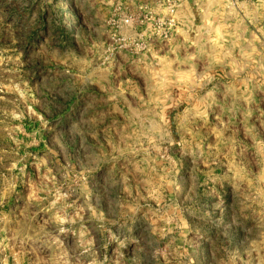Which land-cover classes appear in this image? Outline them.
Listing matches in <instances>:
<instances>
[{"label":"clouds","instance_id":"9594fccd","mask_svg":"<svg viewBox=\"0 0 264 264\" xmlns=\"http://www.w3.org/2000/svg\"><path fill=\"white\" fill-rule=\"evenodd\" d=\"M205 2L215 11L197 36L213 45V21L226 34L248 24L264 32V0H196L202 12ZM166 18L169 30H193L189 0H0V72L13 74L0 92L20 93L5 115L14 120L31 97L43 117L17 150L0 149V264H99L85 213L96 218L97 200L107 208L125 197L139 217L111 239L143 264H264V120L253 130L250 108L239 109L249 144L224 142L223 172L210 150L191 160L199 145L189 124H178L177 141L167 115L175 73L149 58ZM236 99L254 102L248 88ZM40 142L42 155L20 154Z\"/></svg>","mask_w":264,"mask_h":264},{"label":"rangeland","instance_id":"374dc122","mask_svg":"<svg viewBox=\"0 0 264 264\" xmlns=\"http://www.w3.org/2000/svg\"><path fill=\"white\" fill-rule=\"evenodd\" d=\"M189 7L194 17L191 25L193 30H186L179 23L169 30L168 18H166V23L162 26L165 32L149 40L155 53V55L149 53V58L155 59L158 56L168 61L171 71L175 73V83L170 87L178 103L167 112L174 138L177 141L185 138L184 134L176 131V128L180 122H187L199 145L196 148L190 147L191 160L198 162V158L203 155L200 148L210 150L211 167L217 173H221L225 170L224 165L228 163L225 158L227 149L224 142L236 139L244 145L249 144L239 109L250 108L251 117L248 125L253 130L258 129L261 121L264 120L262 115L264 114V77L260 75L264 70L262 67L264 66V32L258 30L259 26L248 24L247 30L239 31L238 35H233L237 31L235 28L228 29L226 34L219 24L213 21L217 29L212 38L216 41L213 45L206 32L197 36V30L200 29L205 16L215 11L213 4L205 2L202 5L204 8L202 12L197 7L196 0H189ZM12 78V73L0 72V82L7 83ZM29 86L31 87V84ZM246 88L252 92L254 102L250 105H245L244 100L236 99ZM0 96L4 97L0 100V149L17 150V142L21 140L27 142V135L39 129L43 117L39 105L29 97L27 103L22 99L19 100L20 109L13 120L5 113L13 108L10 102L18 99L19 91L10 93L5 90L0 92ZM36 100H39V96H36ZM208 104H212V107L207 108ZM206 108L204 117L196 116L197 109ZM234 109L236 114L235 119H232L231 114ZM187 138L192 140L193 136ZM256 147L258 151H264V136H259ZM43 149V142L37 147L27 149L23 144L19 145L21 155L25 150L42 155ZM178 151L177 144L170 150V154L174 155ZM183 162L187 165L189 161ZM203 167L201 165L202 169ZM29 169L35 172L31 163ZM140 194L138 186H134L132 197ZM125 200L127 197L124 200L109 201L107 208L100 207V201L97 200L94 206L98 208L100 215L90 218L88 213H85L84 218L87 221L85 227L92 234L95 256L99 264H117L121 256L124 264H143L142 257L127 246L120 249L116 241L111 239V237L123 239L127 232L125 225L135 223L139 217L138 209L131 203L126 204Z\"/></svg>","mask_w":264,"mask_h":264}]
</instances>
